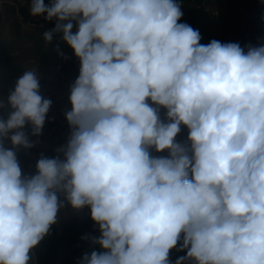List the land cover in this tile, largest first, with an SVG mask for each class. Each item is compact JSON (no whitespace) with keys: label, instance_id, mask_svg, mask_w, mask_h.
<instances>
[{"label":"clouds","instance_id":"obj_1","mask_svg":"<svg viewBox=\"0 0 264 264\" xmlns=\"http://www.w3.org/2000/svg\"><path fill=\"white\" fill-rule=\"evenodd\" d=\"M43 14L80 62L70 134L22 173L52 101L38 68L0 98V264H29L61 196L98 227L80 264H264V43L201 44L178 0H31Z\"/></svg>","mask_w":264,"mask_h":264},{"label":"crops","instance_id":"obj_2","mask_svg":"<svg viewBox=\"0 0 264 264\" xmlns=\"http://www.w3.org/2000/svg\"><path fill=\"white\" fill-rule=\"evenodd\" d=\"M44 3L48 6L52 0H44ZM30 4L31 0H22L13 4L14 7L5 3L0 9V85L3 84L8 92L14 90L18 78L37 61H48L50 55L56 52L67 55L69 49L74 53L61 39L60 33L54 34L50 43H45L43 33L52 30L57 21L55 18L46 20L45 14L31 16ZM19 7L21 10H18ZM38 72L40 94L52 101L45 120L49 124L48 134L64 145L70 134L65 113L71 110L70 86L79 75L78 65L75 64L66 76L53 68L38 69Z\"/></svg>","mask_w":264,"mask_h":264},{"label":"rangeland","instance_id":"obj_3","mask_svg":"<svg viewBox=\"0 0 264 264\" xmlns=\"http://www.w3.org/2000/svg\"><path fill=\"white\" fill-rule=\"evenodd\" d=\"M13 1L14 3H12ZM20 1L22 0H8L6 5L9 4L10 6L12 5V7H14L13 4L15 3L18 4ZM219 1L220 0H178V2L181 4V11L183 12V16L181 20L178 22L186 23L190 25L193 29L198 30L202 37L200 41L201 44L207 45L209 43L208 36L210 34L224 33L227 42H236L243 47L245 43L243 42L242 37L238 33V29H237V21L235 15V0H229L230 9L227 12H225V14H222V11L218 6ZM242 1L244 7L248 10L247 8L248 2L256 1V0H242ZM2 7L0 6V9ZM18 10H21V7H19ZM216 10H217V15L213 13ZM22 18L23 20L27 21L25 17ZM33 20L35 21L37 19H33ZM254 24H257L260 30H264V15L255 17ZM75 30L76 29L74 27L73 31ZM56 54L59 55L60 57L66 58L69 61L70 65L72 66V69H74L75 64H77L78 68H80L79 59L74 55V53L71 54L67 51V55H60L59 52H56ZM61 74L64 76L67 75V73L64 71ZM9 93L10 92L7 91V88H5V86L3 87V84H1L0 98H6ZM164 115H165V110L161 109L162 119L164 118ZM45 127H46V121L42 131L46 130ZM47 127L49 128V124ZM187 134H188V130L182 126L181 132L180 134H178L176 139L182 137L187 138ZM66 141L67 139L65 140V142ZM153 155L166 156L167 153L166 152L155 153L153 151ZM34 170L35 169L23 167L24 174H30L34 172ZM70 207L71 206L69 205L66 208L69 209ZM76 217H74L72 221H70L67 224H64L60 229H58V231L60 232H57L56 230L57 225L54 224L55 231L50 232L49 235L45 237V239L51 242L53 249L64 244L71 243L80 246L89 245L98 250V246H94L89 241L82 239V237L86 235L99 236L98 227L94 224L93 221H91L84 229H79L77 228L75 223ZM185 254H186L185 252H180L177 251L176 249H173L170 252V261H172V264H174L175 260L178 257L184 256ZM31 255H32V259L29 261V264H36V257L33 250Z\"/></svg>","mask_w":264,"mask_h":264},{"label":"built area","instance_id":"obj_4","mask_svg":"<svg viewBox=\"0 0 264 264\" xmlns=\"http://www.w3.org/2000/svg\"><path fill=\"white\" fill-rule=\"evenodd\" d=\"M7 2L8 0H0V6L2 7ZM213 13L217 15V10ZM235 15L238 33L242 37L245 45L248 43H251L253 45L264 43V30H260L257 24H254L255 16L244 7L242 0L235 1ZM31 24L33 25L34 22H31ZM68 51L69 53L73 54L70 49ZM33 68H38L39 70L43 68H53L59 73H63L64 71L68 74L70 73L72 66L66 58L60 57L59 55L54 53L50 55L48 61H37L35 65H33L30 69ZM47 126L48 124L46 123V130L42 131L39 137H32L30 135V126H26L25 130L29 132L30 139L34 142L38 141V143H35V146L31 149L19 148L17 150V159L22 169V173L23 167L35 169V164L40 155L43 154L44 150L50 145L57 142L56 139L48 136L49 134ZM44 140L47 143L42 145V142ZM5 146L11 147L10 141H5Z\"/></svg>","mask_w":264,"mask_h":264},{"label":"trees","instance_id":"obj_5","mask_svg":"<svg viewBox=\"0 0 264 264\" xmlns=\"http://www.w3.org/2000/svg\"><path fill=\"white\" fill-rule=\"evenodd\" d=\"M222 14H225L230 9L229 0H220L218 3ZM248 11L255 17L264 15V0L250 1L247 4ZM209 42L212 40L220 41L221 43H227L224 33H214L208 36ZM186 137L177 139L178 141L186 140ZM60 142H56L47 147L43 155L46 157H54L56 155L55 149L62 146ZM61 200L65 204V209L68 207L67 201ZM92 221L90 216V209L85 207L82 213L76 217L75 223L77 228L84 229ZM54 225L51 227L50 232H54ZM93 250H97L89 245L80 246L71 243H67L53 249L51 242L47 239H43L40 244L33 249L36 257V264H80L84 254L90 255Z\"/></svg>","mask_w":264,"mask_h":264},{"label":"bare ground","instance_id":"obj_6","mask_svg":"<svg viewBox=\"0 0 264 264\" xmlns=\"http://www.w3.org/2000/svg\"><path fill=\"white\" fill-rule=\"evenodd\" d=\"M47 142L44 140L42 142V145L46 144ZM81 210H74L71 207L69 209H65L64 207L60 209L57 217V222H56V230L60 229L64 224L69 223L70 221L73 220L74 217L79 216Z\"/></svg>","mask_w":264,"mask_h":264},{"label":"water","instance_id":"obj_7","mask_svg":"<svg viewBox=\"0 0 264 264\" xmlns=\"http://www.w3.org/2000/svg\"><path fill=\"white\" fill-rule=\"evenodd\" d=\"M83 210H84V208L82 209V211H83ZM82 211L80 212V214L82 213ZM80 214H79V215H80ZM57 232H60V231H57Z\"/></svg>","mask_w":264,"mask_h":264}]
</instances>
